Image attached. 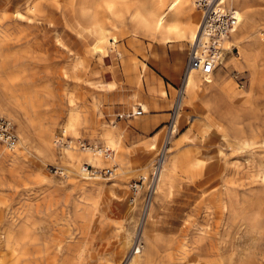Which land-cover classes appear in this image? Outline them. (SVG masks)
I'll return each mask as SVG.
<instances>
[{
	"label": "rangeland",
	"instance_id": "obj_1",
	"mask_svg": "<svg viewBox=\"0 0 264 264\" xmlns=\"http://www.w3.org/2000/svg\"><path fill=\"white\" fill-rule=\"evenodd\" d=\"M37 1L44 2H41V15L26 9ZM78 1L0 0V9L3 7L0 16L8 17L5 26H0V75L10 86L8 95L12 99L27 96L21 88L32 89L28 94L31 104L25 103V113H18V116L33 145L39 144L38 134L46 130L55 138L67 137L63 126L72 109L77 119L76 146L80 143L103 148L99 139L105 130L112 129L113 140L119 142L114 161L98 168L114 164L117 169L109 178H88L67 172L65 167L74 169V166L54 161L52 157L40 161L32 155H23L12 164L0 161V255L7 253L6 235L14 237L26 230L38 238L32 244L21 246L35 264H122L131 250L142 264H165L167 254H177L180 246L184 251L186 248L188 264H200L209 258H212L210 261L216 260V256L210 253L211 248L229 247L234 242L243 248L245 260L250 264H261L264 253H257L255 241L237 234L235 229L228 227L227 216L218 215L217 196L222 193L219 183L212 184L213 177L216 179L225 173L230 180L226 199L236 194L244 199L259 200L264 211V191L260 184L252 182L254 167L226 146H221L216 137L206 142L203 149L190 143L187 135L202 130L205 125L203 121L199 122L198 117L203 118L205 112L198 106H187L185 102L169 148L178 155L176 174L179 180L189 179L192 190H185L184 186L171 196L168 204L157 199L151 219L145 226V239L138 241L135 249L137 242L134 241L131 246H125L121 256L116 253L119 243L128 234L132 235L134 231L135 237L138 233L139 225H136L139 220L138 223L136 221L146 207L143 206L144 192L133 196L129 184L150 171L166 128L163 124L145 136L137 135L134 127L145 114H129L132 107H138L140 103L146 105L145 113L151 112L147 103L160 95L169 101L171 108L181 81L189 40L184 39V48L180 50L179 43H164L127 32L114 46H108L104 54L92 53L90 48L84 47L78 55L79 45L75 42V30L71 25ZM91 1L99 16L107 14L105 3L108 0ZM115 1H123L128 11H133L135 5L143 2H154ZM166 2L162 0L163 4ZM250 2L254 10L264 11L263 2ZM16 10L20 11V17L15 15ZM193 12V20L198 23L201 12L195 7ZM258 23H264V18ZM55 32L61 44L55 41ZM231 44L233 52L223 50V58L233 57L232 53L236 52L235 41ZM238 62V66L229 71H220V65L214 70V74L220 71L230 82L222 95L225 93L226 105L232 110L243 108L233 98L249 87L254 75L264 71V63H261L264 57L256 62L247 57ZM71 65H74L73 69ZM5 74H13L15 78L5 77ZM111 82L116 84L111 86ZM229 96L232 99L228 100ZM252 101L261 120H264V96L257 88H254ZM10 103L14 106L12 101ZM4 117L11 120L18 136L16 123L8 116ZM259 126V134L264 136V124L259 122ZM153 140H156V146L150 151L148 145ZM4 145L0 142L1 147ZM51 147L54 149V144ZM219 147L230 158L229 161L205 162V172L200 167L202 162L198 167H192L202 150L214 152ZM55 170L62 171V175ZM213 170L216 175H212ZM207 187L204 198L197 204L200 190ZM79 200L86 204L82 210L76 206ZM158 233L161 238H154Z\"/></svg>",
	"mask_w": 264,
	"mask_h": 264
},
{
	"label": "bare ground",
	"instance_id": "obj_2",
	"mask_svg": "<svg viewBox=\"0 0 264 264\" xmlns=\"http://www.w3.org/2000/svg\"><path fill=\"white\" fill-rule=\"evenodd\" d=\"M250 1L251 0H216L213 5L215 13L230 15L234 18L232 29L228 34L221 37L219 43L221 48L219 53L220 60L217 61L216 67L220 65V71H229V69L237 67L239 64L238 61L246 57L253 62H256L258 58L261 59V57H264V44L262 43L264 40V23L257 24L259 20L264 18V11L254 10L249 5ZM256 1L264 3V0ZM41 2L42 1L33 2L34 4H29L26 9L28 8V12L34 14L43 13L44 2H42L43 4ZM194 7L198 9L196 0H167L165 4L162 3V0H154V2L151 3L143 2V4L135 5L133 11H128V6H126L123 1L108 0L105 3L107 14L101 17L95 11L91 0L82 2L79 0L76 10L73 11L75 18L73 17L71 22L73 30H75V42L79 45L77 54L79 55L84 47L90 48L92 53L104 54L108 46H114L118 39L127 32H131L133 35L138 36L144 35L152 40L159 41L188 39L190 46L197 35L200 22V18L198 23H195L193 20L195 17V13L193 12ZM14 13L16 16H21L18 10L14 11ZM124 15L126 16L123 17ZM199 17H201V13ZM7 19V16L1 15L0 26H5ZM53 37L58 44H61L57 32L54 33ZM233 41H235L236 44V52L232 53L233 57L228 56L223 58V50L233 52L234 48L231 47V42ZM73 66L71 65L70 68L73 69ZM220 71H217L215 74L214 71L209 74H204L200 69L192 68L188 72L182 84L183 93L180 97L179 108L173 122L170 142L177 132V121L182 103L185 102L187 106H198L199 109L205 112L203 118L198 117L199 120L204 122L205 129H203V131L201 130V134L187 135V140L190 143L197 144L203 149L206 142H211L212 137L218 138L221 146H226L237 157H243L244 160H247V163L254 167V174L251 175L254 177L252 182L260 184L264 191V136L259 134V122L263 125L264 120H261L258 108L253 105L252 101L254 88H257L264 96V71L254 75L250 81L249 87H246L233 98V101L243 107L240 110L229 109L227 106L228 104L226 105L227 101L224 98L225 93L224 96L222 94L226 88L230 86V82ZM7 76H10L11 79L15 78L13 74H5V77ZM9 89L10 86L7 85L3 80V76L0 75V114L1 116L10 117L16 123L18 133L17 143L14 147L9 148L6 145L3 147L0 146L1 163L6 162L12 164L23 155H32L40 161H42V159L49 160L52 157L54 161L57 160L58 162L74 166V169L65 167L64 169L67 172L86 176L82 172L84 165L99 167L103 164L110 165V163L114 161V156L116 154L115 149L119 145V142L118 140H113L111 128L105 130L102 138L99 139L103 144V148L112 151L111 156L103 155V148L97 145L82 147V144L79 143V146H76L77 119L72 109L69 111L63 126V130L68 134L67 137L63 139L55 138L46 130L38 134L39 144L37 146L33 145L30 135L27 133L22 120L18 116L21 113H25V103L28 105L31 104L32 100H30L31 98L28 97V94L31 93L32 89L28 88L27 91L26 88H21L20 90L27 96L17 100L12 99V97L8 95ZM229 99L232 98L229 96L228 100ZM9 100L14 103V106ZM15 106L19 109H15ZM138 107L135 108V110H137ZM135 110L134 107H132L131 111ZM160 132H158V134ZM51 144H54V149L51 147ZM155 144L156 140L151 141L148 145V150H154ZM171 150L172 148L168 146L150 199L145 202L144 197L143 206L146 205V207L143 215L141 217L139 216L136 221V223H138L139 220V223L136 225H139L138 233H136L135 237L134 231L132 235L128 234L116 248V253L120 254V256L125 246H131L134 241V243L137 242L134 247L135 249L137 247L136 245L139 243L138 241L145 239L147 234L145 232V226L151 219L152 209L155 202L158 201L157 199H162L165 204H168L171 196L184 186L185 189L192 190V182L189 179L184 180L183 178L182 181L179 180L176 174V168L179 163L178 155L173 153L174 149L172 150L173 152ZM170 151L171 154L169 153ZM167 153L170 154L169 157ZM229 159L230 158H227L226 154L222 152L219 147L214 152L202 150L200 156L197 158V163L214 162L218 160L219 162H222V160L227 162ZM231 168L234 167L231 166ZM116 169L117 167L115 165V170ZM60 170L63 169L61 168ZM212 175H216L214 174V170ZM216 183H219V188L222 193L220 196H217L218 205L216 204V211H218V215L227 216L228 227L235 229L240 236H245L249 240L255 241L257 253L263 254L264 211L260 208L259 200H241L236 196H233L231 200L226 199L227 189L230 187V180L225 173L219 175L216 179L213 177L212 184ZM208 189L209 187L200 190L199 199L196 201L197 204L204 198V194ZM78 203L79 204L76 206H78L77 208L79 210H82L83 205H86L80 200ZM32 227L34 226L32 225ZM134 238H136V240ZM154 238L160 239L161 236L158 233L154 235ZM37 239L38 238L35 236L32 237V233L26 230L19 232L18 235L16 234L14 237L9 236V234L6 235L4 242L7 247V253L4 256L3 254L0 255V264H35L28 251L22 249L21 246L23 244H32ZM168 245L169 244H167V248ZM210 253L216 256V260L213 259V261H210L212 258H209L210 260L200 262V264H250L248 260L244 259L243 248L239 243H231L229 247L221 245L211 248ZM166 257L165 264L189 263L186 248L184 251L182 246L178 249L177 254L169 252ZM122 264L142 263L136 259L133 250H131L122 260Z\"/></svg>",
	"mask_w": 264,
	"mask_h": 264
},
{
	"label": "built area",
	"instance_id": "obj_3",
	"mask_svg": "<svg viewBox=\"0 0 264 264\" xmlns=\"http://www.w3.org/2000/svg\"><path fill=\"white\" fill-rule=\"evenodd\" d=\"M216 0H196V6L201 12L200 22L197 30V35L190 44L187 51V57L181 76V81L176 89V96L169 111V117L164 127V136L160 147L152 161L151 169L148 173L139 175L133 179L129 184L130 192L133 196H137L142 191L144 192L145 202H147L153 191L157 181V176L161 165L165 159L167 148L170 144V138L173 131V122L175 120L179 100L183 93L182 84L188 72L192 68H198L204 74H209L214 71L220 53V40L223 35L230 32L234 25V18L230 15L215 13L214 3ZM145 111L138 107L137 110L132 111L130 116H140ZM0 142L12 148L17 143V135L14 132V126L9 119L0 115ZM82 147L84 145L82 144ZM103 155L111 156L110 149H102ZM57 174L62 175V171L55 170ZM82 172L88 178L96 177H111L115 173V165L106 166L103 168L84 165ZM264 264V261L261 263Z\"/></svg>",
	"mask_w": 264,
	"mask_h": 264
},
{
	"label": "crops",
	"instance_id": "obj_4",
	"mask_svg": "<svg viewBox=\"0 0 264 264\" xmlns=\"http://www.w3.org/2000/svg\"><path fill=\"white\" fill-rule=\"evenodd\" d=\"M183 41L184 40H174V41H163V42L164 43H166V42L179 43L178 44L179 45V48H180V50H182L184 48V46H182L183 45L182 44ZM185 42H187V41L185 40ZM186 56H187V54H186ZM142 76L140 77V80L142 79ZM113 84L115 85L116 82H111L110 83L111 86H113ZM151 88H153V85L151 86ZM156 97L157 96H155V99H152V100H150L147 103L149 105V108L151 109V112H149V113H145L144 112L143 114H145V116H143V118L139 119L137 121V125L134 127V132L137 135L145 136V135H147L149 133H152L158 127H160L161 125H163V124H165L167 122L168 117H169L168 111H169V108H170V103H169L168 100H166V99L164 100L163 99L164 97L161 96V95L158 98H156ZM138 106H140L144 111L147 110L146 105L143 104V103L138 104ZM135 108H137V107L134 106V110H135ZM199 122H201V120H199ZM203 129H205V126L202 128V131H203ZM202 131H200L199 133H195V134H201ZM194 164L195 165L192 166L193 168L196 167V166L198 167V165L200 164V162L197 163V161H194ZM205 164L202 163L201 166H200V167H202L203 172H205V168H206L205 167ZM233 196H236V194H234ZM236 197L239 198V199H241V200L244 199V198H241L239 195L236 196ZM231 199H229V200H231Z\"/></svg>",
	"mask_w": 264,
	"mask_h": 264
}]
</instances>
